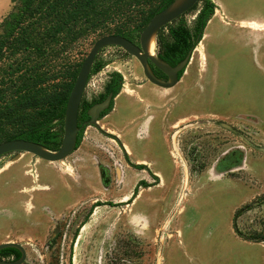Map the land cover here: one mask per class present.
Instances as JSON below:
<instances>
[{
  "label": "rangeland",
  "instance_id": "374dc122",
  "mask_svg": "<svg viewBox=\"0 0 264 264\" xmlns=\"http://www.w3.org/2000/svg\"><path fill=\"white\" fill-rule=\"evenodd\" d=\"M21 1L0 0V37ZM218 2L236 19L216 14L222 38L207 47L217 57L193 52L162 89L133 57L105 47L79 107L105 92L112 72L122 84L97 128H83L58 162L0 157V243L19 244L22 264H264V0ZM199 6L182 15L189 28ZM103 33L58 51V75Z\"/></svg>",
  "mask_w": 264,
  "mask_h": 264
},
{
  "label": "trees",
  "instance_id": "16d2710c",
  "mask_svg": "<svg viewBox=\"0 0 264 264\" xmlns=\"http://www.w3.org/2000/svg\"><path fill=\"white\" fill-rule=\"evenodd\" d=\"M173 1L22 0L0 37V62L8 61L0 67V143L25 140L55 151L61 139L57 126L62 123L67 96L81 64L72 68L68 63L58 75L53 62L58 51L96 29L133 43L150 17ZM197 3L200 6L190 28L181 15L155 35L156 57L169 66L195 48L213 15L215 5L211 0ZM95 61L88 76L101 68ZM121 84L117 72L109 74L105 93L97 101L108 93L117 95ZM95 103L78 107V125L87 119L86 111ZM81 134L82 130L77 133L74 149ZM4 257L16 260L19 253L11 248L0 250V258Z\"/></svg>",
  "mask_w": 264,
  "mask_h": 264
},
{
  "label": "water",
  "instance_id": "95a60500",
  "mask_svg": "<svg viewBox=\"0 0 264 264\" xmlns=\"http://www.w3.org/2000/svg\"><path fill=\"white\" fill-rule=\"evenodd\" d=\"M197 2L198 0H174L161 11L152 15L139 33L137 45L117 35H105L95 40L81 62L67 96L62 120V135L58 148L55 151H49L30 141L8 140L0 143V157L9 153H26L45 162H58L65 159L74 150L76 136L80 129L86 126L96 128V119L99 113L108 107L112 99L110 94L103 101L88 108L86 111L88 119L80 126H77V111L93 60L98 51L105 47H117L133 57L139 64L143 77L149 83L162 89L172 88L178 82V72L186 67L193 49L188 51L185 57L177 64L169 66L160 61L153 54V51L149 54L148 46L150 41H152L154 48L156 33L179 16L188 12ZM148 64L166 76L167 80L160 81L156 79L150 72ZM8 248L17 250L19 258L12 261L0 259V264H22L25 259V252L22 247L13 242L0 243V250Z\"/></svg>",
  "mask_w": 264,
  "mask_h": 264
},
{
  "label": "crops",
  "instance_id": "0c3cea01",
  "mask_svg": "<svg viewBox=\"0 0 264 264\" xmlns=\"http://www.w3.org/2000/svg\"><path fill=\"white\" fill-rule=\"evenodd\" d=\"M214 5L216 6V9H214V13L212 15V17L208 20V22L206 23L203 31H202V35H201V38L199 40V42L197 43L196 47L192 50V53L195 52V54L200 57H201L205 60V56H209V55H213L214 57H217L215 56V53H212L210 52V49H208L207 45L208 44V41L209 40H213V39H220L222 38V35L220 36V28L221 30H223V24H225V22L221 21V18L218 17V18H215L216 17V14H218L219 11H221V13H223V17L224 18H229L228 20L230 21H234L236 18H231L228 16V13H227V10L218 2V0H211ZM247 4H242V6H244L245 8H258V4L256 3H251V2H246ZM214 21H216V25H217V28L216 29H212V24L214 23ZM209 50V51H208ZM191 53V55H192ZM191 55H190V58H191ZM189 58V59H190ZM189 62V61H188ZM206 65H207V62H206ZM209 63H208V69H209ZM126 148L127 147V144L125 146Z\"/></svg>",
  "mask_w": 264,
  "mask_h": 264
},
{
  "label": "flooded vegetation",
  "instance_id": "af4514ba",
  "mask_svg": "<svg viewBox=\"0 0 264 264\" xmlns=\"http://www.w3.org/2000/svg\"><path fill=\"white\" fill-rule=\"evenodd\" d=\"M148 67H149V70H150V72L152 73V75L156 78V79H160V80H164V81H166L167 79H166V76H164L161 72H159L157 69H155L152 65H150V64H148ZM178 79H179V77H178ZM105 93V92H104ZM103 93V94H104ZM110 93H108V94H105V97H104V99L109 95ZM111 95V94H110ZM116 96V95H115ZM112 97V96H111ZM99 99V98H98ZM103 99V100H104ZM112 99H113V97H112ZM112 99L110 100V102H109V105H108V107L105 109V110H107L108 108H109V106H110V109H111V101H112ZM103 100H101V101H103ZM100 101V102H101ZM96 103H99L97 100H96ZM95 103V104H96ZM110 109H109V111H110ZM88 110V109H87ZM105 110H103V111H101L100 113H99V115H98V118L96 119V122L101 118V117H103V116H105L109 111H107V113L106 114H104V115H102L103 114V112L105 111ZM87 119H88V117H87ZM86 119V120H87ZM86 120H84V121H86ZM84 121H82L79 125L77 124V126H80ZM83 128H85V127H83ZM83 128L82 129H80L79 131H81V130H83ZM97 128V127H96ZM115 138V140H116V137H114ZM119 146L122 148V146L119 144ZM233 162V161H232ZM132 168H136V169H139V170H146L147 169V167H146V165L144 164V163H138V162H133L132 164ZM146 173L150 176V177H152V179H154V180H157V173L156 174H154V173H150V172H148V171H146ZM159 175V174H158ZM156 184H158L156 181H154V184H145L144 182H140V185H143V188H148V187H152V186H154V185H156ZM19 258V257H18ZM17 258V259H18Z\"/></svg>",
  "mask_w": 264,
  "mask_h": 264
},
{
  "label": "bare ground",
  "instance_id": "6f19581e",
  "mask_svg": "<svg viewBox=\"0 0 264 264\" xmlns=\"http://www.w3.org/2000/svg\"><path fill=\"white\" fill-rule=\"evenodd\" d=\"M152 51H153V43L152 41H150L149 46H148V53L151 54Z\"/></svg>",
  "mask_w": 264,
  "mask_h": 264
}]
</instances>
